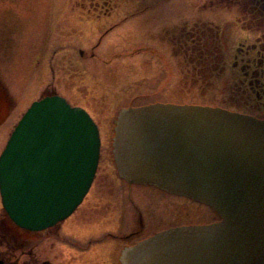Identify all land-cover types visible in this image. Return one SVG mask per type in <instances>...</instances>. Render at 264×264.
Wrapping results in <instances>:
<instances>
[{"label": "rangeland", "instance_id": "obj_1", "mask_svg": "<svg viewBox=\"0 0 264 264\" xmlns=\"http://www.w3.org/2000/svg\"><path fill=\"white\" fill-rule=\"evenodd\" d=\"M160 1H155L157 6L164 3ZM164 1L165 17L155 25L135 23L134 15L130 16L133 10L124 15L126 21L111 27L116 23L112 19L78 23L76 15L69 14L71 0H0V153L30 104L49 94L84 108L97 124L101 141L92 185L66 221L30 232L15 226L0 202V264H37L41 260L69 264V258H73L71 264H122L119 256L125 245L133 246L170 227L219 219L207 206L153 187L133 186L128 192L116 168L112 143L114 120L121 108L160 102L233 109L236 104L231 96L243 103L229 76L228 60L232 48L239 41L249 43L252 36L234 28L229 13H197L191 2L204 0H187V10L183 0ZM196 20L220 25L227 61L224 73L211 75L204 84L193 80L195 59L183 74L184 59L173 52L179 49L176 43L181 28H189ZM90 207L95 209L94 218L78 230L81 225H73L78 211ZM63 224H69L66 230L81 241L80 249L92 237L88 253L82 256L58 242L51 245ZM108 233L124 237L119 242Z\"/></svg>", "mask_w": 264, "mask_h": 264}, {"label": "water", "instance_id": "obj_2", "mask_svg": "<svg viewBox=\"0 0 264 264\" xmlns=\"http://www.w3.org/2000/svg\"><path fill=\"white\" fill-rule=\"evenodd\" d=\"M119 176L207 205L218 222L170 227L124 246L122 264H264V120L220 107L151 103L121 108ZM96 123L57 94L33 101L0 153V202L20 229L67 219L94 179Z\"/></svg>", "mask_w": 264, "mask_h": 264}, {"label": "flooded vegetation", "instance_id": "obj_3", "mask_svg": "<svg viewBox=\"0 0 264 264\" xmlns=\"http://www.w3.org/2000/svg\"><path fill=\"white\" fill-rule=\"evenodd\" d=\"M155 1L156 0H136L135 2L129 0H71L69 14L73 16L75 14L78 23L89 21L98 23L104 22L107 19H112L114 22L116 21V23L111 25V27H114L126 21L128 16L124 15L134 10V12H131L132 14L130 16L134 15L132 18L135 23L155 25L163 21L165 17L164 12L166 11V5L164 4L166 2L164 0L160 1L164 2L163 4L160 3L161 6H157ZM186 1L187 0H183V4L187 10L186 6L188 2ZM191 4L195 7L196 11L221 12L219 14H225L224 16H226V13H229L234 28H238L242 34L245 33L248 37L252 36V41L249 43L239 41L237 45L232 48V56L228 60L230 67L229 76L233 78L232 84L238 87L239 90L237 94H239L243 103L236 97L231 96V101L236 104L235 108H222L264 120V114H260L261 112L264 113V0H204V2H191ZM185 14L184 12L183 18ZM185 28H181L182 33L178 36L179 38H177L178 41L176 45H178V51H173L176 55L181 54L184 59L183 68L182 70L180 69L182 71L181 73L189 70V63L195 59V62L191 65V74H193V80L196 83L204 84L209 82L208 79L213 74L220 73L222 75L225 71L227 61L225 60L223 52L224 40L222 38V28L220 25L213 22L196 20L192 22L189 28ZM187 37L190 40L189 43L187 42ZM244 39L246 38L244 37ZM231 93H235V90H232ZM250 95L254 96V100ZM249 100H253L254 102L249 105ZM252 111H255L254 114ZM125 184L127 185L128 192L131 191L133 186H144L129 184L127 182H125ZM157 190L164 194L188 199L201 206H205L192 199L169 194L159 189ZM94 210L95 209L90 207L78 211L79 213L76 216L77 221L74 222L73 225H81L78 227V230L83 229V226H86L88 222L94 218ZM219 220L220 219H217L215 222ZM66 226H69V224H63L59 227V232L55 240L54 238L50 240L51 245L54 247L56 246L55 242H58L63 246H66V244L70 245L68 248L77 249L82 256L88 253L89 251L87 250L90 249L89 244H92L89 239L92 237H88L89 239L86 241V245L81 247L82 250L79 246V242L81 241H77L76 236L66 230ZM109 235L111 237L112 234ZM122 237L124 236L115 234V236L111 238L121 242ZM72 259L69 258V264L72 263ZM38 263L50 264L48 260H41L37 262V264Z\"/></svg>", "mask_w": 264, "mask_h": 264}, {"label": "bare ground", "instance_id": "obj_4", "mask_svg": "<svg viewBox=\"0 0 264 264\" xmlns=\"http://www.w3.org/2000/svg\"><path fill=\"white\" fill-rule=\"evenodd\" d=\"M133 31H137V29H135V28H134V30H133Z\"/></svg>", "mask_w": 264, "mask_h": 264}]
</instances>
